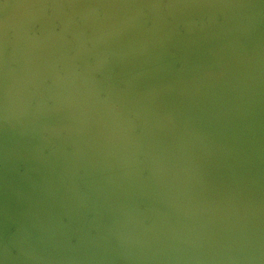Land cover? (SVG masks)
<instances>
[{
  "label": "water",
  "instance_id": "obj_1",
  "mask_svg": "<svg viewBox=\"0 0 264 264\" xmlns=\"http://www.w3.org/2000/svg\"><path fill=\"white\" fill-rule=\"evenodd\" d=\"M0 264H264V0H0Z\"/></svg>",
  "mask_w": 264,
  "mask_h": 264
}]
</instances>
